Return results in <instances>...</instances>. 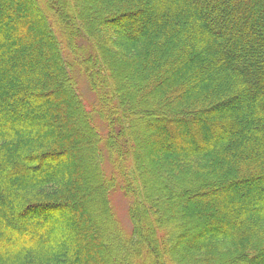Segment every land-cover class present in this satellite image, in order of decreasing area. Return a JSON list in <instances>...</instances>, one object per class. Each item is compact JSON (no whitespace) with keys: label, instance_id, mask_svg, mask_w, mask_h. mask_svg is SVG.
<instances>
[{"label":"trees","instance_id":"obj_1","mask_svg":"<svg viewBox=\"0 0 264 264\" xmlns=\"http://www.w3.org/2000/svg\"><path fill=\"white\" fill-rule=\"evenodd\" d=\"M261 262L264 0H0V264Z\"/></svg>","mask_w":264,"mask_h":264},{"label":"rangeland","instance_id":"obj_2","mask_svg":"<svg viewBox=\"0 0 264 264\" xmlns=\"http://www.w3.org/2000/svg\"><path fill=\"white\" fill-rule=\"evenodd\" d=\"M41 1H48V0H41ZM41 4H44V3L41 2ZM38 5H39L38 7H41L40 4H38ZM118 21L119 20H117V22ZM120 22L124 23V22H126V20H122ZM70 26L71 25H69V27ZM72 29H74L73 26H72ZM74 35L77 36L76 33H74ZM78 43H84V41L80 40V41H78ZM72 50H73V45H72ZM78 83H79V90H80L79 93H80L82 100L84 101L85 106L87 108H91L93 105H95V102H96L95 91L92 90L90 82L87 81L86 79H79ZM31 165L33 166V168H40L41 167V165L38 162L31 163ZM38 165H39V167H38ZM242 185L240 184V186H242ZM243 187L244 186H242L240 189H242ZM111 201H112V204L114 206L115 214L121 223V228L124 230V232L129 233V231L131 230V223H130V220L128 217V212H127V208L129 205L128 200L119 191H116L112 194ZM37 211H39V210L22 214V215H20L19 218H20V220H23L26 222L32 221V222L37 223V224H43L46 226V228L50 229V227H52L54 224L59 222L58 217H61L62 215L66 214L63 209H59L57 212H49L47 210H41L39 212H37ZM45 221H46V223H45ZM47 221H48V223H47ZM146 223H147V221L145 220V224ZM198 229H199V227H195V229H193V231L188 230L187 236L190 237ZM259 264H263V263L261 262Z\"/></svg>","mask_w":264,"mask_h":264}]
</instances>
